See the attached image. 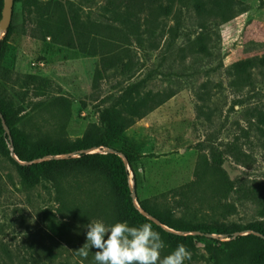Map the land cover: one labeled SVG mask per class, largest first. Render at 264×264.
Listing matches in <instances>:
<instances>
[{"label": "rangeland", "instance_id": "1", "mask_svg": "<svg viewBox=\"0 0 264 264\" xmlns=\"http://www.w3.org/2000/svg\"><path fill=\"white\" fill-rule=\"evenodd\" d=\"M40 1H58L65 10L76 6L89 36L86 50L53 42L44 24L47 9L29 15L14 7L13 30L0 52V95L20 110L22 128L55 134L63 126L76 139L132 83L142 81V92L172 91L112 143L137 156L135 170L128 166L134 203L137 197L150 198L196 222L264 223V0H209L204 18L193 0H175L169 14L153 19L147 11L139 13L141 41L113 20V0ZM105 58L112 59L106 67ZM237 65L245 71L237 72ZM32 77L49 79L51 88L33 90ZM58 97L64 105L48 106ZM12 148L8 137L0 149V264H95L96 249H86L87 256L79 251L87 242L88 224L120 221L109 204H97L101 187L84 179L70 196L84 201L82 216L69 220L62 236L52 235L42 212L58 206L54 186L42 180L27 188L11 160ZM215 156L234 181L229 190L212 174L198 184V160L210 162ZM180 233L194 237L182 243L191 253L185 264H214L197 236L231 239L203 231ZM162 239L161 258L181 244Z\"/></svg>", "mask_w": 264, "mask_h": 264}, {"label": "trees", "instance_id": "2", "mask_svg": "<svg viewBox=\"0 0 264 264\" xmlns=\"http://www.w3.org/2000/svg\"><path fill=\"white\" fill-rule=\"evenodd\" d=\"M193 1L198 7L199 15L204 18L205 13L209 11V0ZM174 2L175 0H127L125 2L113 0L110 12L113 14L114 21L136 33L135 38L137 41H141L139 13L147 11L148 15L155 19L157 15L171 13ZM3 5L4 0H0V19ZM16 5H19L29 15L41 14L44 9H47L43 13L44 24L47 30L46 34L51 37L52 41L86 50V40L89 35L86 32V24L76 6L71 4L69 9L65 10L58 1L51 3L40 0H14V7ZM132 16L135 20H132ZM202 24L205 26L204 23ZM12 30L11 22L1 41V49L6 45ZM170 32L175 36L178 33V25L173 26ZM121 34L127 36V33ZM113 40L112 37L109 41L110 44L113 43ZM110 60L112 59H103L105 67L111 64ZM239 66L237 65L235 68L237 72L245 71L243 65ZM30 84L33 90L44 92L51 88L52 82L49 79L32 77ZM141 84L142 81L135 82L123 89L110 104L98 111L97 120L88 126L82 137L76 139H71L63 126L55 134L47 133L40 128H22L18 123L24 120V116L20 115V110L7 106L0 95V110L5 122L0 117V149L5 146L9 137L18 159L33 161L25 165L11 157L12 162L20 170L23 183L27 188L35 187L42 180H46L54 186L58 206L55 210L45 208L42 212L49 232L52 235L62 236L66 232V224L69 220H76L82 216L84 201L81 202L77 198H70V196L72 191L83 187V180L86 179L95 181L92 184L103 190V195L97 200V204L101 206L109 204L116 218L120 221H127L130 226L151 223L162 238H166L168 242L175 241L177 243H191L194 238L192 235H183L180 232L203 231L226 235L231 239L221 241L208 235L196 237L212 253L214 264H264V223L196 222L183 216H176L172 209L159 206L150 198L140 199L137 197L141 209L136 206L132 197L128 166L133 171L135 170L134 162L137 156L127 148H117L112 143L137 120L144 118L174 94L172 91L142 92ZM62 100L61 97L52 98L48 106L64 105ZM63 111L66 110L61 109V112ZM262 122H264V116H262ZM4 124L7 125L8 132ZM106 147L121 152L128 165L115 152H85L92 148ZM73 153H78L79 156L72 157ZM58 155L67 156L56 157ZM48 157L51 158L48 159ZM36 159H40V161L34 162ZM208 174L216 175L227 190L234 184L227 171L222 167L220 156H215L210 162L206 158L200 157L196 165L198 184L203 183ZM182 193L186 194L187 192L182 190ZM141 210L149 213L161 224H157L153 219L144 215ZM164 225L171 230L165 229ZM242 232L249 233L242 235ZM235 234L237 235L233 238Z\"/></svg>", "mask_w": 264, "mask_h": 264}, {"label": "clouds", "instance_id": "3", "mask_svg": "<svg viewBox=\"0 0 264 264\" xmlns=\"http://www.w3.org/2000/svg\"><path fill=\"white\" fill-rule=\"evenodd\" d=\"M86 234L87 242L79 249H96L95 264H185L191 253L184 244H178L161 258L165 241L151 223L130 226L127 221L105 224L103 220L91 221Z\"/></svg>", "mask_w": 264, "mask_h": 264}, {"label": "water", "instance_id": "4", "mask_svg": "<svg viewBox=\"0 0 264 264\" xmlns=\"http://www.w3.org/2000/svg\"><path fill=\"white\" fill-rule=\"evenodd\" d=\"M13 9H14V0H4L3 10H2V17L0 19V52H1V41L3 39V36L6 34L8 28L11 25V22H12ZM0 117L2 118V120L4 122L3 113L1 112V110H0ZM4 126H5V129L8 132L9 130H8L7 125L4 124ZM94 149H100V148H94ZM105 149L107 150V152L118 153L124 159L125 163L128 165V162H127L126 158L121 154V152L117 151L114 148H107L106 147ZM65 156H67V155H58L56 157H65ZM12 157L14 159L18 160L19 163L25 164V165L30 164V163L33 162V161H21V160H19L18 157L16 156L15 152L13 151V148H12ZM50 158L51 157H48V159H50ZM39 161H40V159L34 160V162H39ZM135 204H136V206L138 208H140L139 204L137 202ZM141 211L144 213V215H146L147 217L153 219L157 224H161V222L159 220L153 218L149 213L144 212L143 210H141Z\"/></svg>", "mask_w": 264, "mask_h": 264}]
</instances>
